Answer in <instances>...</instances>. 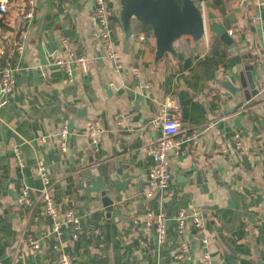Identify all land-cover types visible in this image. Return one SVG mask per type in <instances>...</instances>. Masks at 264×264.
I'll list each match as a JSON object with an SVG mask.
<instances>
[{
	"label": "crops",
	"instance_id": "0c3cea01",
	"mask_svg": "<svg viewBox=\"0 0 264 264\" xmlns=\"http://www.w3.org/2000/svg\"><path fill=\"white\" fill-rule=\"evenodd\" d=\"M4 1L10 9L22 4ZM193 1L218 17L230 46L210 34L204 18L201 40L181 37L175 55L155 63L151 32L133 22L126 49L116 18V70L93 38L91 0H34L13 92L0 99V264H58L60 253L76 264H203L190 220L184 238L191 259H174L175 217L191 209L205 217L210 264H264V9L256 0ZM105 3L117 16L118 0ZM10 15L0 18L6 22ZM5 28L0 39L11 36ZM63 42L88 60L86 73L74 70L71 81L55 65L68 58ZM173 97L176 111L168 107ZM163 111L179 123L181 149L170 157L169 189L147 198L143 186L160 136L152 121ZM63 122L69 131L65 155L58 139ZM92 123L100 129L95 146L87 138ZM39 160L61 211L80 220L76 240L69 226L56 234V221L31 215L16 201L24 189L32 200L39 197ZM103 196L112 202L110 212ZM147 213L165 215L161 245L155 227L144 224Z\"/></svg>",
	"mask_w": 264,
	"mask_h": 264
},
{
	"label": "built area",
	"instance_id": "2783aa9c",
	"mask_svg": "<svg viewBox=\"0 0 264 264\" xmlns=\"http://www.w3.org/2000/svg\"><path fill=\"white\" fill-rule=\"evenodd\" d=\"M20 2H22V4L19 7L10 9L7 1L0 0V16L4 17L11 14L9 19L4 23L12 32L11 36L2 37L0 39V99L6 98L13 92L15 75L18 72L17 62L24 51L23 30L25 25L32 20L35 14L34 0H21ZM256 2L260 9H264V0H256ZM91 3L93 6L94 21L93 38L103 48L104 57L115 64L117 70L120 68L119 60L117 59L111 41V28L117 16L111 13L105 0H91ZM139 40H143V38L141 37ZM62 47L67 52L68 58L66 60H57L55 65L64 70L67 80L71 81L74 70L81 74H85L88 60L85 57L75 56L66 42L62 43ZM259 70L264 79V52L263 58L259 63ZM168 107L174 111L179 109L177 97H173ZM152 126L159 130L160 136L153 146L150 165L143 186L144 194L147 198L152 197L156 192L164 193L169 189L173 179L170 157L180 152L182 143L178 138L180 135V126L175 117L168 116L166 112L163 111L152 121ZM99 132L100 129L97 123H92L88 128L87 138L90 140L92 146L97 144L96 136ZM68 137L69 131L67 122H63L58 133L59 151L62 155H65L67 152ZM239 147L240 144L236 143V148ZM13 155L19 167H22L23 161L19 149H15ZM36 171L43 185L39 197L37 200H32L28 191L24 189L21 191V194L17 196V203L20 206L26 207L31 215L43 213L56 221L53 227V232L56 234H59L61 225L69 226L72 239L76 240L80 230L79 218L70 211L62 212L60 206L53 199L47 170L42 160L37 162ZM145 216V226L155 227L157 232V243L159 245L163 244L166 235L165 215L162 213L156 215L147 213ZM57 220H60V223L57 222ZM188 220L192 221L202 245V263L210 264V256L207 248L209 241L207 238L205 217L203 213L197 209H191L188 213L180 212L175 217L179 253L175 255L174 259L177 261H190L191 259V254L184 238L185 223ZM31 245L34 250L38 248L36 243H31ZM57 262L58 264H76L74 258L65 253H60L58 255Z\"/></svg>",
	"mask_w": 264,
	"mask_h": 264
},
{
	"label": "water",
	"instance_id": "95a60500",
	"mask_svg": "<svg viewBox=\"0 0 264 264\" xmlns=\"http://www.w3.org/2000/svg\"><path fill=\"white\" fill-rule=\"evenodd\" d=\"M117 16L123 47L126 49L132 37L133 22L149 29L155 41V63L166 54L175 55L173 45L181 37H190L194 42L201 40L205 36L204 18L209 23L211 35L226 46L232 43L227 30L216 22L218 17L209 10L204 12L193 0H118ZM223 86L231 90L227 83H223ZM249 87L253 89V83ZM4 100L5 98H1V102ZM101 203L110 212L111 200L103 196Z\"/></svg>",
	"mask_w": 264,
	"mask_h": 264
},
{
	"label": "trees",
	"instance_id": "16d2710c",
	"mask_svg": "<svg viewBox=\"0 0 264 264\" xmlns=\"http://www.w3.org/2000/svg\"><path fill=\"white\" fill-rule=\"evenodd\" d=\"M4 24H5V23H4L3 20L0 18V28L3 29V30L6 29ZM144 28H145L147 31H149V29H148L147 27H144Z\"/></svg>",
	"mask_w": 264,
	"mask_h": 264
}]
</instances>
